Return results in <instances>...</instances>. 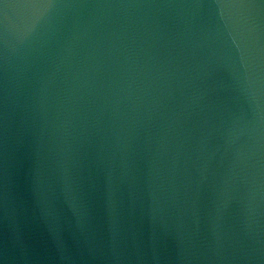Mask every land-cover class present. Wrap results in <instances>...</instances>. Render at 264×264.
I'll return each mask as SVG.
<instances>
[{"label": "water", "instance_id": "95a60500", "mask_svg": "<svg viewBox=\"0 0 264 264\" xmlns=\"http://www.w3.org/2000/svg\"><path fill=\"white\" fill-rule=\"evenodd\" d=\"M0 264H264V0H0Z\"/></svg>", "mask_w": 264, "mask_h": 264}]
</instances>
